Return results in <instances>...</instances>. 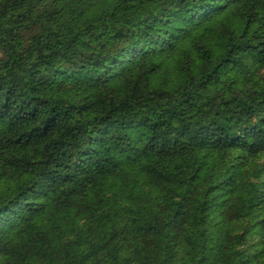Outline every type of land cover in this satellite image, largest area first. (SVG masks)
<instances>
[{
    "label": "trees",
    "instance_id": "obj_1",
    "mask_svg": "<svg viewBox=\"0 0 264 264\" xmlns=\"http://www.w3.org/2000/svg\"><path fill=\"white\" fill-rule=\"evenodd\" d=\"M0 264H264V0H0Z\"/></svg>",
    "mask_w": 264,
    "mask_h": 264
}]
</instances>
